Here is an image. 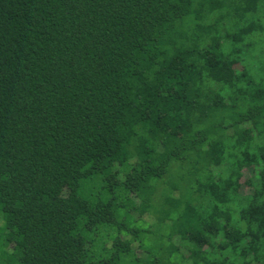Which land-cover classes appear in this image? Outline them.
<instances>
[{"label": "trees", "instance_id": "trees-1", "mask_svg": "<svg viewBox=\"0 0 264 264\" xmlns=\"http://www.w3.org/2000/svg\"><path fill=\"white\" fill-rule=\"evenodd\" d=\"M0 264H264V0H0Z\"/></svg>", "mask_w": 264, "mask_h": 264}]
</instances>
